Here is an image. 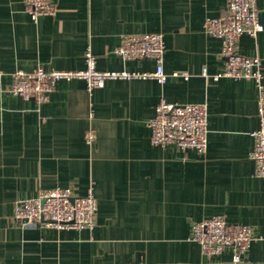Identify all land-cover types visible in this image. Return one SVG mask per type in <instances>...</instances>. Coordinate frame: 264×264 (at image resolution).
<instances>
[{"label": "crops", "instance_id": "0c3cea01", "mask_svg": "<svg viewBox=\"0 0 264 264\" xmlns=\"http://www.w3.org/2000/svg\"><path fill=\"white\" fill-rule=\"evenodd\" d=\"M52 1L57 12L34 20L24 0H0L3 85L18 69H84L88 47L99 70L154 71V59L115 52L122 35L145 32L164 34L166 72L191 75L109 78L91 92L83 78L61 79L42 103L0 93V264H264V184L251 158L260 91L253 79L213 76L226 64L222 39L204 26L227 0ZM257 6L263 29L242 34L238 51L260 56L264 73V0ZM162 99L208 103L206 153L152 143L148 121ZM67 186L93 190V228L15 218L18 200ZM214 215L254 228L242 261L192 240L193 224Z\"/></svg>", "mask_w": 264, "mask_h": 264}, {"label": "built area", "instance_id": "2783aa9c", "mask_svg": "<svg viewBox=\"0 0 264 264\" xmlns=\"http://www.w3.org/2000/svg\"><path fill=\"white\" fill-rule=\"evenodd\" d=\"M24 2L34 20H38L43 14L57 12V5L52 0ZM204 26L207 32L222 39L221 56L226 64L222 72L213 76L253 79L259 88L260 126L252 133L255 145L251 158L256 163V174L262 178L264 184L263 61L258 55L247 56L238 51V42L242 34L257 36L263 29L257 0H227L226 12L218 17H207ZM115 52L125 60L154 59L156 69L151 72L99 70L96 66V56L88 47L84 69L47 70L41 65L32 72L18 69L11 73L12 81L7 86L3 85L5 72L0 69V93L10 92L24 99H35L42 103L48 100L56 83L61 79L83 78L91 92L95 88L103 87L109 78L154 77L160 83H165L171 75L184 79L191 75L187 71L166 72L164 66L166 42L164 34L159 32L124 34ZM203 74L208 75L207 68H204ZM208 118L207 102L175 103L162 99L157 106L156 114L148 121L152 130L151 141L154 145L175 144L184 150L195 149L201 154L206 153ZM87 137L89 141L94 140L93 130H89ZM96 214L97 199L93 190L90 189L87 194L81 195L75 193L69 186L40 190L35 197L18 200L14 207L15 218L30 226L42 224L57 228H93L96 224ZM257 238L252 226L231 223L221 215L196 221L192 228V240L201 245L206 255L220 254L226 248H231L234 262L242 261L244 254ZM259 238L263 239L264 236Z\"/></svg>", "mask_w": 264, "mask_h": 264}]
</instances>
